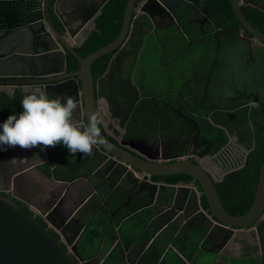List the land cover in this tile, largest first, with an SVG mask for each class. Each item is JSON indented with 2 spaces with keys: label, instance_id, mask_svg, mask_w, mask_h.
Masks as SVG:
<instances>
[{
  "label": "flooded vegetation",
  "instance_id": "af4514ba",
  "mask_svg": "<svg viewBox=\"0 0 264 264\" xmlns=\"http://www.w3.org/2000/svg\"><path fill=\"white\" fill-rule=\"evenodd\" d=\"M3 1H19L18 4L21 2V0ZM85 1L90 0H50V18L52 19V22L55 20L57 25L53 24L61 34H64L65 32L55 14L56 5L62 14L71 12V10L78 11L80 5L82 10V5ZM144 1L145 0H142L137 3L135 7L136 17H147V15L140 12V7L144 5ZM164 1L175 11L177 21L171 24L170 19L166 17L156 19L155 21H151L147 17L151 23V30L154 29L155 33L160 30L164 31L165 38L168 37L169 34L176 33L170 28L172 26L181 28L178 15L184 8H186L193 15V17L189 19L190 24L200 25V30L204 33L210 31L213 32V25L209 18L200 13L198 9H191L190 6L186 7L183 5L181 1L186 0ZM29 3L33 6L34 12L38 13V15L33 18L34 20L32 23L33 28L39 32V35H37L38 40L44 44L39 47L40 52L43 53L45 51L61 49V46L56 41V38L54 36L49 37L48 34L45 33V30H47L44 29L45 26L43 25L45 14L44 9L46 6L45 0H30ZM15 4H17V2ZM12 21L13 19L9 22ZM27 28V26L12 28L11 33L22 35L20 32L24 30V33L28 34L29 29ZM91 28V24L87 23L79 30V32L74 34V36L71 37L70 35H67L65 39H68V41L72 44L73 39L77 44H81L84 37H86V35L89 36L90 32L93 30ZM6 29V27L0 29V37L7 36L5 38H8L11 36L6 33ZM170 31L172 32L170 33ZM190 42L193 43V39H191ZM256 46L258 45H254L253 47V53ZM2 48L0 46V55L6 54L11 50L16 51L13 47ZM33 49L34 41H32L28 47L23 48V50L18 48L20 51L31 54L34 53ZM253 53L252 57L248 54V63H254V66L251 67L253 71L249 74H254L257 81L259 80L260 75L259 70L262 71V67L260 69L257 67L258 61L253 57ZM67 55L68 54L66 53V63ZM4 60L5 59H0V66L4 64ZM16 69L18 68H15L8 73L0 71V81L9 79L35 80L33 77L26 78L20 76L21 74H30V68H26L23 72L20 69ZM246 69H249V67ZM227 74L228 76H233L229 72ZM241 74L242 72L237 73V75ZM1 86L3 85H0V87ZM11 86L12 87L10 89H6L5 91L11 92L12 96H14L17 91L18 93L22 91L23 93L29 94L31 90L39 87L37 84H12ZM232 88L235 92H237V98L235 99L234 105L236 110L248 108L249 112L252 111L253 114H264L263 87L247 89L243 84L241 89H236L235 86H232ZM97 90L98 86L95 87L94 96L96 99V114H99L103 120V123L101 124V134L110 142L116 145L118 144L121 147H125L130 153H134L154 163L164 164L180 160H191L200 164L203 169L208 170L211 177L214 178L224 172L230 173L242 168L246 162L249 151L255 146L256 138H264V116L262 115L254 116L253 120L250 119V122L241 124L238 129L228 131L224 126L213 123L212 118H210L211 120L207 119V117L204 118L207 120L208 124L210 123V126L203 124L202 122L200 123L199 121H202L203 117L196 116L190 111L187 112V109H189L187 105L184 107L179 103L176 106L167 102L158 105H152L150 103V110L145 117L147 121L146 124L144 121L136 122L131 116L125 120H123V118H113L111 114L106 116L104 114L105 111L100 108ZM48 98L52 99L51 96ZM21 99H14L13 102H19ZM229 106H216L212 110L214 112L224 111L226 114H229ZM176 110H180L183 117H181ZM249 114L250 113H248V115ZM187 117L192 118L193 122L188 120ZM198 118H200V120H198ZM73 120L81 127H84L87 124L82 112V101L81 106H78L77 111L73 114ZM143 124L145 125L138 127ZM233 126L234 125L231 127ZM135 129H137V132ZM241 130L243 131L242 135H247L248 132H251L253 138L241 141L239 137V132ZM185 134L186 136L183 137ZM124 142H126V144ZM49 149L59 148L50 147ZM63 149L66 148L63 146ZM15 154L12 155L7 151V149L0 151V195L11 199L14 203H19L22 207H27L37 223L39 225L42 224L56 240L61 242L63 249L68 254L71 261L75 260L76 264L83 263H81L78 256L74 254L75 251L81 258H83V260L90 261V264L104 263V261L102 262L100 260L101 254H98V252H94L92 257L89 259H85V257L80 255V248L81 245H83L85 234L92 228V225L101 221L103 216H106L107 222L102 225L101 228L105 229V233L108 231L107 234L110 232V229L113 230L115 235H117L114 245H118L121 241V229L128 226L129 223H131L129 222L130 217H132L131 215L140 210L138 213V219L136 216L132 217L134 220L137 219L136 222L139 225L136 241L124 251L125 255L130 252L129 259L133 263V260L141 249L140 244L149 240L137 241V238L139 237L138 235L142 233L143 238L146 234H148L150 238L161 228V222L159 219L154 220L151 213L159 209V205L161 204V200L165 194L164 188L189 187L190 189H194L196 192H200L196 181L188 175L175 174L169 176H152L144 179V175L134 168H131V175L128 176L129 179L127 182L120 181L116 185L106 182L101 178L104 176V172L101 171V165L107 160V158L102 156V150L98 145L93 148L91 155L77 153L73 156L67 151V149L62 153L58 163V165L60 164L59 169L62 168L64 173H68L69 177H73L71 180L66 181L69 183L68 185H61V188L58 189L52 188L50 185H35L34 178L28 176V173L24 171L28 168L36 169L35 164L37 162H35L34 155L31 152H28L26 158L21 161L20 157H17ZM58 165L53 166L58 167ZM82 183H84L85 188H82ZM30 186H32L33 189H30ZM41 189L47 192L44 193V197L47 199L46 205H44L41 209L38 208V211H33L29 208L33 204H30V198L27 197L29 194H33V197L36 198L37 194H40ZM201 198L202 196L200 199ZM70 201H72L73 204ZM69 202L73 205L71 210L66 209ZM150 207H153L151 211L148 209ZM75 208L77 211L74 210ZM85 208L89 209L88 214L83 217H77ZM42 212L45 214L42 215ZM172 212L173 211H171V213ZM200 223L201 221L194 222V226ZM179 224L180 223L176 221L175 226L163 230L162 236L159 240L172 239L176 227ZM197 228L199 227H194L192 230ZM260 228H264V211L262 216L258 218L256 222L251 224V226H249L246 230H243V233L240 234L244 235L242 242L246 245V247L250 246V250L247 254L245 252H241L242 255H244L242 257V263L245 262L246 264H249V261L252 260H256L259 263L262 258H264ZM203 229L205 230V236H208L210 241V251L212 253H218V251L222 249L225 253H227L226 257H228L229 260H232L237 251L235 247L237 245V237L239 235L235 233L237 229L226 232V230H221L216 225L214 227H210L207 222L204 223ZM104 237H102L101 240H103ZM106 239H108V237ZM254 247H256V249H253ZM125 259L127 260V257Z\"/></svg>",
  "mask_w": 264,
  "mask_h": 264
},
{
  "label": "water",
  "instance_id": "95a60500",
  "mask_svg": "<svg viewBox=\"0 0 264 264\" xmlns=\"http://www.w3.org/2000/svg\"><path fill=\"white\" fill-rule=\"evenodd\" d=\"M96 1H85L82 5V10L80 5L78 11L71 10V12L62 14L56 5L55 14L65 32L61 34L50 18V0H45L46 6L43 20L44 29H47L45 33L49 37L54 36L58 44H60L61 49L40 52L39 47L43 43L38 40L37 35H39V32L33 28V23L26 25L27 29H29L28 35H16L11 33L12 28L7 27L6 33L11 36L8 38H5L7 36L0 37V46L1 48L13 47L16 51L11 50L6 54L0 55V59H5L4 64L0 66V71L8 73L18 68L23 72L26 68H30V74H21L20 76L26 78L33 77L35 80H1L0 85L37 84L39 86L37 88L45 91L48 97L57 98L65 94L72 95L79 107L82 101V112L88 124L89 117L92 114H96L95 86L91 73V65L101 56L125 44L136 5V0H127L120 32L112 42L90 53L85 58H81L74 48L75 46H80L87 39L88 35L84 37L81 44H77L74 39L72 44L65 37L67 35L74 36L87 23H90L91 29H93L94 20L100 15L102 7L108 0ZM15 2L18 4L19 1H8V3ZM144 2V5L140 7V12L147 15L151 21L164 17L169 18L171 24L177 21L175 11L164 0H145ZM181 2L183 5L190 6L191 9H197L194 4L186 1ZM229 3L241 26L252 35V38H247L246 34L239 36V38L246 42L248 54L252 57L254 45L263 46L264 34L256 30L245 19L240 11V6L242 4L250 5L263 11L264 6L254 3L253 0H229ZM215 31V28H213V32ZM32 41H34L33 54L18 50V48L23 50V48L28 47ZM66 53L72 55L77 60L79 64L78 69L67 71ZM176 112L183 117L180 110H176ZM187 119L193 120L190 117H187ZM207 119H210V117L208 116ZM101 136L103 143L98 144V146L102 150V156L107 158L101 165V171L104 172V176L101 178L104 181L110 182L113 185H116L120 181L127 182L128 176L131 175V168H134L144 175V179L152 176L185 174L193 178L200 189V192H196L189 187L164 188L165 194L161 200L159 209L151 213L154 220L159 219L161 228L148 241L140 244L141 249L137 253L133 263L129 260V255H126L127 262L130 264H137L150 245L159 240L163 230L175 226L176 221L180 224L177 225L171 242L168 244L171 247L172 241L176 238L178 232L190 231L194 227L203 229L205 222L210 227L216 225L224 231L230 232L236 229L246 230L262 216L264 211V162L259 171L251 206L243 215L235 216L225 210L215 187L216 182L221 181L228 172L212 178L208 170L203 169L200 164L191 160H180L164 164L154 163L148 161L146 158L130 153L125 147L110 142L102 134ZM185 136L186 134L183 135V137ZM124 143L126 144V142ZM61 181L64 182L62 183L63 185H66L67 182ZM201 196L207 204L206 209L202 206ZM152 208L148 209L151 211ZM171 211L173 212L171 213ZM139 212L140 210L134 212L131 216H136L138 219ZM44 214L42 212V215ZM197 221H201V223L194 226V222ZM138 236L137 241L142 239V233ZM74 254L78 256L81 263L90 264V261L83 260L76 251ZM106 257L105 255L102 258V262ZM0 264H72V261L63 249L61 242L56 240L46 229H43L34 217L25 215L21 211V208L11 199L0 195Z\"/></svg>",
  "mask_w": 264,
  "mask_h": 264
},
{
  "label": "trees",
  "instance_id": "16d2710c",
  "mask_svg": "<svg viewBox=\"0 0 264 264\" xmlns=\"http://www.w3.org/2000/svg\"><path fill=\"white\" fill-rule=\"evenodd\" d=\"M142 0H136V5ZM254 3L264 5V0H253ZM30 0H24L19 4L8 3L3 0L0 2V29L3 27H23L32 23L33 18L36 16L33 6L30 5ZM190 4L197 6V9L204 16L209 18L212 25L216 31H221L222 35L217 34V32H202L200 30V25L190 24L189 19L193 17L186 8H184L178 15V20L180 27L183 28V34L188 38H199V42L204 44L207 41H220L228 38H238L241 34H246L247 38H252V35L248 33L237 20L229 0H186ZM127 0H108L106 4L102 7L100 15L95 20V27L90 32L87 40L83 42L79 47H75V52L81 57L85 58L90 53L96 51L97 49L112 42L119 34L122 19L125 11ZM135 5V7H136ZM186 7L187 5L184 4ZM240 11L245 19L259 32L264 34V11L257 9L250 5H241ZM11 19H13L12 22ZM53 23L57 25L55 20ZM2 25V26H1ZM9 25V26H7ZM212 26V28H213ZM206 30V28H205ZM208 30V29H207ZM151 31V26L149 20L145 16L136 17L135 13L132 16L131 26L129 34L127 36L125 44L98 58L91 65V73L93 76V82L95 87L98 83V97H106L108 103L109 111L113 117L127 119L129 116L132 117L136 122L144 121L146 124L145 117L150 110V102L146 99L149 95L143 93L132 87V85L122 84L119 81L120 75L123 72V65L128 59V57L133 53L132 49H141L143 46V36L148 35ZM149 36V35H148ZM183 36L174 33L169 34L167 41L170 43V48L174 50L181 48V43ZM215 42L216 44L218 43ZM243 53L237 56V52L234 48H229L225 50L228 60L226 65L230 66H244L245 68L240 71L241 75L235 76L234 86L237 89H241L243 84L247 89L251 88H264V54L257 63V67H262V71L259 70V80L256 81L254 74H249L251 67L254 63L248 60V46L244 41ZM263 46L258 49L264 53V42ZM205 47V45H203ZM211 48V46H209ZM222 46L216 45L215 49L217 51L222 50ZM231 58L235 60L233 63ZM245 58V59H242ZM219 59V56H218ZM220 61H215V66H222ZM79 67L77 60L70 54L67 55V70H75ZM249 67V69H246ZM107 71V72H106ZM106 72V73H105ZM123 82V80H122ZM128 88V89H127ZM133 100H129L130 98ZM23 98V95H22ZM158 105V103H157ZM215 106L203 105L199 108V112L195 113L196 116L203 117V124H207L205 117L211 115L213 123L224 126L228 131L238 129L241 124L250 122L253 120L254 116L262 115V113H252L249 112L248 108H242L241 110H236L234 105L229 106L228 113L224 111H213ZM166 113V112H165ZM248 113H250L248 115ZM200 120V118H198ZM140 125L138 127L144 126ZM234 125L233 127H231ZM137 132V129H135ZM240 140L245 141L253 138L251 132L247 135H242L243 131L240 132ZM242 135V136H241ZM264 139L263 137L256 138L255 146L251 149L247 155L246 162L244 166L238 170L232 171L225 175L220 182L215 184L220 201L225 208V210L231 215H243L246 213L251 206L254 198L255 189L259 177V171L262 163L264 162ZM49 175V171L46 172ZM66 179H71L73 177H65ZM175 182V181H173ZM21 208V211L29 216L33 217L30 211L25 206H20L19 203L15 202ZM203 208H207V204L202 199ZM37 222V221H36ZM107 222L106 216L101 218L97 224L92 225V228L87 231L84 236V242H86V248L90 251H94V248L100 244L102 237L105 235L108 237V244L114 243L116 236L114 231L110 229V232L105 233V229L101 228ZM40 226L44 228L42 224ZM139 225L136 223L132 226H125L120 231L121 241L112 252L105 258L103 264H122V254L127 250L132 243L136 241L137 232ZM205 235L204 229H194L190 231L180 232L176 238L172 241L173 247L176 249L178 254L168 251L165 258H162L163 252L166 249L171 239H161L159 241L153 242L147 252L141 257L138 264H210L216 255L204 254L200 248V243ZM262 251L264 255V228H260ZM149 239V235L146 234L141 241ZM83 242V243H84ZM109 247L104 249V254L107 252ZM123 251V252H122ZM83 253V250L81 249ZM83 256L86 257V255ZM199 258H203L200 262ZM72 264H76L75 260ZM260 264H264V258H262Z\"/></svg>",
  "mask_w": 264,
  "mask_h": 264
},
{
  "label": "crops",
  "instance_id": "0c3cea01",
  "mask_svg": "<svg viewBox=\"0 0 264 264\" xmlns=\"http://www.w3.org/2000/svg\"><path fill=\"white\" fill-rule=\"evenodd\" d=\"M149 24L151 26L150 21H149ZM177 30L179 31V33L177 32L176 33L180 35V37L183 36V40L181 39L182 46L180 49L174 50L175 48H173V49H170V51L181 53L183 57H186L190 60L189 68H190L191 73H190V76L185 79L184 89L182 90L185 94H182V93L177 94L178 95L177 101L172 103L170 102V100L167 99L166 94L164 95L156 94L155 92L157 90L156 87L154 88L151 85L146 86L147 81L145 79H143L140 82V86H138L135 83L134 78H133V75H134L133 71L135 70L130 71L126 69V67L123 68V72L120 75L119 81L122 84L124 83L128 84L127 85L128 87L130 83L132 87H134L135 89L142 91L145 94H148L149 96L146 99L152 105H155L157 103L161 104V103L167 102L173 106H176L179 103L184 107L187 105V107L189 108L187 109V112L190 111L194 115H196L195 114L196 112L198 113L200 111L199 108L201 106L210 105L209 104L210 90H211V94H213V100L215 103V104H211L210 106L220 107L221 105H224L225 103L224 101H227L229 105H235V99L237 98V92H235L232 88V86L234 87V83L232 81L234 80L235 76L237 77V73L242 71L245 67L226 65L227 60H228V57H227L228 53L224 52L223 59H221L220 61V59H218V52H220L221 50L217 51L215 47L216 45H220L223 47L225 40H229L234 50L236 49L235 51L237 52V56L240 57V55L243 53L242 43H244V41L239 37L238 38H231V37L228 38L227 36H225L226 39L220 40V41L217 40L218 41L217 44L215 43L217 41H214V39L213 41H207V42H204V44H202L199 42V38L196 37V38H191L194 41L193 43H191L190 42L191 39L182 33L183 32L182 27L181 28L177 27ZM20 33L22 35H28L27 33H24V30H22V32ZM221 33H222L221 31L217 32V34L222 35ZM148 35L149 36L156 35V37L158 38V41L159 42L161 41L159 37L157 36V33H155L154 29L151 30ZM148 35L143 36L142 48L146 46V40L149 37ZM166 38H164V40L170 46V43L166 40ZM197 44H199V47L196 48L195 46ZM203 45H205V47ZM209 46H211V48ZM216 60L220 61V63H222L221 64L222 66H215ZM228 72L231 73L233 76H228L227 74ZM11 87H12L11 85H3L0 87V124H2L9 115H18L22 111L21 101L14 103L13 100L21 99L22 95L24 97L27 93H23L22 91L18 93L17 91V93L14 96H12L11 92L5 91L6 89H10ZM143 87L147 88L149 91L144 92V90L142 89ZM129 89L131 90L130 87ZM55 98L56 97H52V99H55ZM106 100H107L106 97H103V96L99 97L100 108L103 111H105L104 114L106 116H109L111 112L109 111L108 103ZM129 100L132 101L133 98L131 97ZM209 117L211 118V115H209ZM113 118H119V117H113ZM56 147H58L59 149H49L50 147H48V148H45L43 151H41L40 147H35L29 150H24V149H20L19 147H15V148H7V151L10 152L12 155L17 153L15 155L17 157H20L21 161H23L26 158L28 152H31L34 155L35 162H37L35 164L36 169L28 168L24 171L28 173V176L34 178L35 185H43V186L50 185L52 188L58 189V188H61L60 187L61 185L63 186L62 183L64 182L61 180H64L66 182L71 179L65 178L69 176L68 173H64L63 172L64 170L62 168L59 169L60 164L58 165L60 161V157L62 153L65 152L66 149H63V145H57ZM53 165H58V167H55ZM48 171H49V175L46 174V172ZM66 184L68 185L69 183L67 182ZM32 186H30L29 188L33 189ZM82 188H85L84 183H82ZM44 193H47V192L41 189L40 194H37L36 198L33 197V194L32 195L29 194L27 198H30L29 199L30 204L31 203L33 204L29 208H31L33 211H38L39 210L38 208L40 209L43 208L44 205H46V201H47L46 197H44ZM70 202L73 204L72 201ZM70 202L68 206L66 207V209L71 210V208L73 207V205ZM74 210L77 211L76 208ZM88 210H89L88 208L83 209V211L77 217L85 216L86 214H88ZM132 217H130L129 222L131 223H129L128 226H132L137 223L136 222L137 219L134 220L132 219ZM219 229L223 230L220 227ZM235 233L239 235L237 237V243H236L237 245L235 246L237 251L232 260H229V258L226 257L227 253H225L222 249H220L218 253L216 252L212 253L210 251L211 245H210L208 236L204 235L200 243V248L204 249L202 250L204 254L207 253V254L216 255L215 260L211 262L210 264H246L245 262L242 263V260H243L242 257L244 256L242 255V253L245 252L247 254L250 250V246L246 247V245L242 242L244 235H240V234L243 233V230L241 229L236 230ZM106 238L107 236L105 235L103 240H101L100 244L94 248V251H90L89 249H87L86 242H84L83 245H81L80 249H82L84 255H86L85 259L91 258L94 252H98V254H101V257H100L101 261L104 255L108 257V255L112 252V250L115 248L116 245H114V243L111 245L108 244V241ZM106 247H109V248L107 252L104 254V249ZM253 249H256V247H254ZM168 251H172L178 254V252L173 247V245L172 247L167 245L166 249L163 252L162 258H165L166 253ZM83 253L81 252L80 254L82 257H84ZM129 253L130 252H128L126 255H129ZM126 255H125V252H123L121 256L122 264H129L127 260L125 259ZM199 260L201 262L203 261V258H199ZM249 262H250L249 264H260V262L258 263L256 260H252ZM112 264H114V261L112 262ZM186 264H189V262H186Z\"/></svg>",
  "mask_w": 264,
  "mask_h": 264
},
{
  "label": "clouds",
  "instance_id": "9594fccd",
  "mask_svg": "<svg viewBox=\"0 0 264 264\" xmlns=\"http://www.w3.org/2000/svg\"><path fill=\"white\" fill-rule=\"evenodd\" d=\"M21 109L0 124V151L15 147H40L43 151L63 145L73 156L91 155L93 148L103 143L99 114H92L84 127L74 122L78 103L72 95L49 99L45 91L35 88L22 98Z\"/></svg>",
  "mask_w": 264,
  "mask_h": 264
},
{
  "label": "rangeland",
  "instance_id": "374dc122",
  "mask_svg": "<svg viewBox=\"0 0 264 264\" xmlns=\"http://www.w3.org/2000/svg\"><path fill=\"white\" fill-rule=\"evenodd\" d=\"M170 29L179 33L176 26H172ZM177 33H174V35L177 36ZM157 36L161 40L160 42L156 35H150L146 40V46L144 48L138 50L132 49L133 53L126 59L123 67H126L130 71L135 70L133 71V78L138 86L145 79L147 81L146 86L151 85L154 88L156 87V94H166L167 99L174 103L178 99L177 94H185L182 90L184 89L185 79L191 73L189 68L190 60L183 57L181 53L170 51V46L164 40V31H158ZM195 47H199V44ZM259 47L256 46L253 53V57L258 61L264 54L258 49ZM229 48L233 47L229 40H225L222 50L218 52L220 61L223 59L225 50ZM231 61L233 63L235 62L233 58H231ZM142 89L144 92L149 91L144 87ZM224 102V105L221 106L228 107L229 103L227 101ZM209 104H215L211 90Z\"/></svg>",
  "mask_w": 264,
  "mask_h": 264
}]
</instances>
